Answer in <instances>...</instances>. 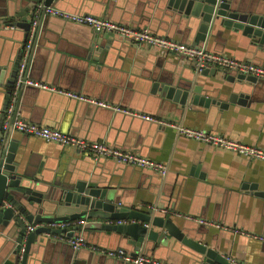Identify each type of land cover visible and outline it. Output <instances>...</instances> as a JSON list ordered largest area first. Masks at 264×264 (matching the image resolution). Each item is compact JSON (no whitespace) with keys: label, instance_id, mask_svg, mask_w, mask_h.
Returning <instances> with one entry per match:
<instances>
[{"label":"crops","instance_id":"crops-1","mask_svg":"<svg viewBox=\"0 0 264 264\" xmlns=\"http://www.w3.org/2000/svg\"><path fill=\"white\" fill-rule=\"evenodd\" d=\"M12 1L0 0V12ZM16 1L27 5L30 0ZM243 1L264 7V0ZM51 6L136 30L148 29L154 35L194 46L198 23L188 27L184 17L158 0H62ZM40 16L44 18L29 58L26 79L264 149V84L246 87L230 102L232 85L222 80L221 70L217 69L214 77L197 75L190 59L137 46L115 34L109 38L106 32L46 16L38 4L34 10L37 23ZM96 33L105 38L101 39L99 49L91 53L89 41ZM26 38L24 30L5 24L0 17V70L5 78L23 51L21 46ZM200 45L209 52L264 68V49L241 31L227 30L217 23ZM191 77V86H199L203 94L217 101L216 105L185 110L173 97L167 99L162 93H151L154 83L186 84ZM23 86L19 118L90 142H104L132 151L168 166V173L162 178L149 170L112 160L97 161L86 152L13 131L12 138L19 142L21 170L43 183V187L82 180L112 187L110 191L117 193L120 207L147 212L145 207L152 206L156 210L149 211L162 217L167 215L161 210H167L170 220L187 238L214 249L227 262L264 264V241L259 239L264 237V198L257 195L264 192L263 161L187 139L174 128L121 111ZM2 93L0 87V101ZM185 216L212 221L222 227L205 226ZM56 236L69 239L61 235L37 236L31 247L30 264H65L74 258L83 261L88 257L87 264H124L86 248L73 250L65 239ZM83 237L90 246L133 252L111 233L90 236L86 233ZM162 246L146 253L167 264H202L193 250L173 237L168 236V243ZM14 249L13 236L0 230V264H12Z\"/></svg>","mask_w":264,"mask_h":264},{"label":"water","instance_id":"water-1","mask_svg":"<svg viewBox=\"0 0 264 264\" xmlns=\"http://www.w3.org/2000/svg\"><path fill=\"white\" fill-rule=\"evenodd\" d=\"M58 1L62 0H30L27 5H19L13 0L11 5L8 4L4 11L0 12V17L4 19L5 24L24 30L27 42L37 5L40 4L43 11L44 7ZM158 1L168 10L184 17L188 27L198 23L193 40V45L196 47H203L200 43L206 41L209 32L218 23L224 29L241 31L244 36L264 49V7L245 3L243 0ZM42 18L44 17L40 16L34 28L29 58L33 55ZM113 35L108 33L109 38ZM103 38L105 37L99 36V33L91 37L88 46L91 53L99 49L98 46ZM26 42L21 46L23 51ZM23 51L15 58L7 78L0 70V87H3L0 101V230L14 238L12 264H30L31 247L40 234L73 238L79 232L83 236L86 233L88 236L111 233L113 238L120 239L119 243H125L123 247L133 249L132 253L129 252L132 255L142 249L149 257L151 255L146 252L153 253L156 249H161L162 245L168 243L170 236L193 250L198 255L196 260L198 259L202 264H231L214 249L187 238L168 216H156L150 211L120 207L117 193L115 195L110 191L112 187H101L91 180L63 181L55 184L56 186L43 187V183L34 180L26 170H21L19 142L12 138L10 123L18 115L24 90L23 85L15 89ZM29 58L23 73L24 80L28 74ZM216 70L214 68L195 72L200 76L209 74L214 77ZM222 72V80L232 85L230 102H233L239 93H243L246 87L264 84L252 76ZM192 81L193 77L187 80L186 84H173L175 86L168 82H157L152 85L151 93H162L167 99L173 97L174 101L185 110L196 106L209 109L210 106L216 105L217 101L203 94L199 86H191ZM9 106L12 107L10 121L4 128ZM257 195L264 198V192H259ZM32 224L37 225V228L27 232V227ZM154 228L161 231L157 232ZM39 242L42 243L43 240ZM86 260L78 261L74 258L65 264H87L89 257Z\"/></svg>","mask_w":264,"mask_h":264},{"label":"built area","instance_id":"built-area-1","mask_svg":"<svg viewBox=\"0 0 264 264\" xmlns=\"http://www.w3.org/2000/svg\"><path fill=\"white\" fill-rule=\"evenodd\" d=\"M43 13L46 16L59 18L66 22L74 23L81 26H87L95 32L112 33L123 39L132 40L137 46H148L155 48L162 53L178 54L184 58L193 61L194 70L200 72L204 69L215 68L228 73L243 74L245 76L255 77L257 80L264 82V68L246 62L237 61L231 57H227L222 54H216L205 50L203 47H196L187 45L166 37H161L152 34L148 29L136 30L128 26L112 22L107 19L97 18L87 15L72 14L53 6H47L43 8ZM37 25L36 18L33 19L28 34L25 49L22 54L18 76L16 80V89L21 85H29L40 88L41 90H48L52 93H57L80 102L96 105L103 108H110L115 111H121L125 114L136 116L144 120H148L157 123L161 126L174 128L175 131L190 140L211 145L223 150H227L236 153L246 159L259 160L264 162V149L258 147L247 146L239 142H235L217 135L211 131L192 129L182 126L181 124H173L158 120L152 116L140 114L125 110L124 108L114 107L104 102L97 101L93 98L86 97L80 94L64 91L53 86H48L43 83L33 82L29 79H23V73L28 62L29 50L31 48V42L34 35V28ZM12 108L7 110L6 121L4 122V128L9 125ZM12 131H16L22 134L30 135L40 138L46 142L55 143L62 147L71 148L77 152H86L90 154L94 160L105 159L112 160L116 163L124 164L126 166L136 167L140 169L149 170L151 172L159 174L164 178L168 173V166L159 162L149 160L143 156H140L132 151L120 150L118 148L109 146L104 142H90L73 135L64 134L59 130L50 129L45 126H40L34 123L27 122L18 116L10 123ZM6 206V204H5ZM146 210H156L152 206H146ZM153 211V212H154ZM166 211V212H165ZM165 215L169 216L170 212L167 210H161ZM187 219H193L199 224H203L209 227L220 228L219 224L212 221L202 220L199 218H192L185 216ZM37 226H28L27 232H32ZM239 232V231H235ZM244 233V232H239ZM59 239H65L64 237L56 236ZM264 241V237H259ZM73 250H80L83 248L89 249L91 252L100 254L107 258L120 261L124 264H167L153 257H149L142 252H138L135 255L125 251L124 249H105L97 246H90L87 244L85 238L82 235H78L73 238L65 239Z\"/></svg>","mask_w":264,"mask_h":264}]
</instances>
